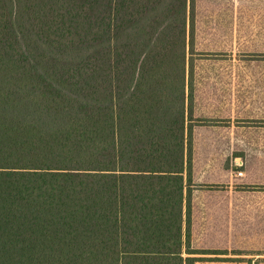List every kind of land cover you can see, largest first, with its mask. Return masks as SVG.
<instances>
[{"label":"trees","instance_id":"obj_1","mask_svg":"<svg viewBox=\"0 0 264 264\" xmlns=\"http://www.w3.org/2000/svg\"><path fill=\"white\" fill-rule=\"evenodd\" d=\"M187 5L0 0V264L208 253L191 247L184 178Z\"/></svg>","mask_w":264,"mask_h":264},{"label":"crops","instance_id":"obj_2","mask_svg":"<svg viewBox=\"0 0 264 264\" xmlns=\"http://www.w3.org/2000/svg\"><path fill=\"white\" fill-rule=\"evenodd\" d=\"M192 2L197 20L218 22V45L203 52V74L194 84L208 85L209 93L204 111L192 114L191 107L189 122L192 115L204 120L202 147L219 150L214 151L219 159L208 151L201 168L194 161L189 175L184 174L190 191V243L208 252L195 256L237 258L244 250H264V159L247 160L243 171L244 161L234 157L233 165L242 163L236 166L240 176L222 160L227 150L258 146L244 139L253 131L244 121L258 118L259 112L244 110L242 90L264 85V0ZM197 142L193 140L194 148Z\"/></svg>","mask_w":264,"mask_h":264},{"label":"rangeland","instance_id":"obj_3","mask_svg":"<svg viewBox=\"0 0 264 264\" xmlns=\"http://www.w3.org/2000/svg\"><path fill=\"white\" fill-rule=\"evenodd\" d=\"M176 1V0H175ZM192 1V0H191ZM193 3V2H192ZM187 24L193 25V33L191 36L187 34V47H186V59H187V78L188 81L192 79V84L190 83L191 89H193L191 107L192 114L195 109L199 111H204L206 108V99L208 98V85L205 84H194V80L197 77H201L203 74V65L205 63V55H203L204 50L209 47H215L218 45V22H209L196 19L197 11L196 5L193 10L190 11L189 0H187ZM200 10L202 4L198 5ZM243 108L244 110H258L259 117L254 119H246L244 122H248L246 126L252 127V133L244 135V139L248 141L258 142L256 148H240L234 150H227V155L222 159L227 168H231L234 173L237 172L236 166L233 165L234 157H239L244 161V166L241 170H245L246 162L253 161L257 157L264 159V85H244L243 86ZM202 118L191 117V122H189L192 130V143L190 151V171L192 167V162L202 167V163L207 161L208 151L218 152L219 150H207L202 147L203 133L201 125L204 124ZM199 126V127H198ZM194 128L196 133H194ZM197 140V147L194 148L193 140ZM226 151V150H224ZM215 160L218 161L219 155L213 153ZM213 159V158H212ZM240 170V169H239ZM189 171V173H190ZM245 239V238H244ZM246 242V240H244ZM199 256V255H197ZM201 259L195 264H264V250L261 251H246L244 250L240 257H228V258H215L212 256H199ZM226 260V263H224ZM224 261V262H223Z\"/></svg>","mask_w":264,"mask_h":264},{"label":"built area","instance_id":"obj_4","mask_svg":"<svg viewBox=\"0 0 264 264\" xmlns=\"http://www.w3.org/2000/svg\"><path fill=\"white\" fill-rule=\"evenodd\" d=\"M236 164V166H238V167H240V166H242V163L241 162H239V163H235ZM236 174L238 175V176H240V175H242V172L240 171V170H238L237 172H236Z\"/></svg>","mask_w":264,"mask_h":264}]
</instances>
